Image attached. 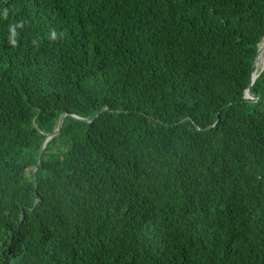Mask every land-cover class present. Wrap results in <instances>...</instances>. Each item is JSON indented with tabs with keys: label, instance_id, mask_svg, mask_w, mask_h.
Here are the masks:
<instances>
[{
	"label": "trees",
	"instance_id": "obj_1",
	"mask_svg": "<svg viewBox=\"0 0 264 264\" xmlns=\"http://www.w3.org/2000/svg\"><path fill=\"white\" fill-rule=\"evenodd\" d=\"M263 39L264 0H0V264H264Z\"/></svg>",
	"mask_w": 264,
	"mask_h": 264
},
{
	"label": "water",
	"instance_id": "obj_2",
	"mask_svg": "<svg viewBox=\"0 0 264 264\" xmlns=\"http://www.w3.org/2000/svg\"><path fill=\"white\" fill-rule=\"evenodd\" d=\"M260 56H262V60H261V63H262L261 70H260L259 74L257 75V77L254 78V73L256 72V70H255L256 64H257L258 58ZM253 69H254V71H253V74H252V83H251L250 87L248 88V90L245 93V99H248V100H254L255 99V96L253 95V93L251 91V87L255 83L256 79L264 71V39L262 40V42L260 44V48H259L258 54H257V56L255 58V61H254V64H253ZM66 115L67 114H63L61 116L57 130H55L54 133H52V134H50V135H48L46 137V139H45V141H44V143H43V145L41 147V150H40L39 161L41 160L42 153H43L44 148H45L46 144L48 143V141L51 140L52 138H54L55 136H57L60 133V131L62 129V126H63L64 118L66 117ZM76 118H78V117H76ZM78 119H81V118H78Z\"/></svg>",
	"mask_w": 264,
	"mask_h": 264
},
{
	"label": "clouds",
	"instance_id": "obj_3",
	"mask_svg": "<svg viewBox=\"0 0 264 264\" xmlns=\"http://www.w3.org/2000/svg\"><path fill=\"white\" fill-rule=\"evenodd\" d=\"M4 19H5V20L8 19L7 11H5V13H4ZM16 27H18V28H22V27H24V25H23V23H17V24H16ZM8 30H9V32L12 33V36L10 37L11 43H12L13 45H15L16 41H15V39L13 38V37L16 35V33H15V29L12 28L11 25H9V26H8ZM53 38H55V33H54V32H53Z\"/></svg>",
	"mask_w": 264,
	"mask_h": 264
},
{
	"label": "bare ground",
	"instance_id": "obj_4",
	"mask_svg": "<svg viewBox=\"0 0 264 264\" xmlns=\"http://www.w3.org/2000/svg\"><path fill=\"white\" fill-rule=\"evenodd\" d=\"M261 60H262V56H260L258 58V61H257V64H256L257 67L260 65ZM259 72H260L259 70H256V72L254 73V78L257 77V75L259 74Z\"/></svg>",
	"mask_w": 264,
	"mask_h": 264
},
{
	"label": "rangeland",
	"instance_id": "obj_5",
	"mask_svg": "<svg viewBox=\"0 0 264 264\" xmlns=\"http://www.w3.org/2000/svg\"><path fill=\"white\" fill-rule=\"evenodd\" d=\"M261 66H262V63L260 62V65L258 67L256 66V69L257 70H260L261 69Z\"/></svg>",
	"mask_w": 264,
	"mask_h": 264
}]
</instances>
